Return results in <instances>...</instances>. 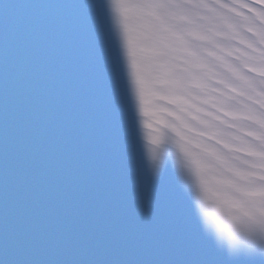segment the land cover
<instances>
[{"label": "snow or ice", "instance_id": "6c2138e0", "mask_svg": "<svg viewBox=\"0 0 264 264\" xmlns=\"http://www.w3.org/2000/svg\"><path fill=\"white\" fill-rule=\"evenodd\" d=\"M0 264H264V0H0Z\"/></svg>", "mask_w": 264, "mask_h": 264}]
</instances>
